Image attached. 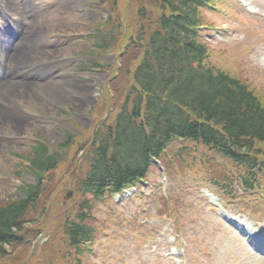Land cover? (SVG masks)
Here are the masks:
<instances>
[{"label": "rangeland", "instance_id": "rangeland-1", "mask_svg": "<svg viewBox=\"0 0 264 264\" xmlns=\"http://www.w3.org/2000/svg\"><path fill=\"white\" fill-rule=\"evenodd\" d=\"M63 1L0 0V4L4 3L7 9L12 11L11 15L15 14L16 19L30 25L24 32V34L29 33L24 51L37 50L41 55L39 60L44 58L52 60L56 59V56L63 55L70 56L72 59L76 58L75 62L70 63L71 69L68 70L70 74H74L80 67L78 65L80 63L78 53H82L84 56L91 53L90 41L84 37L95 28L103 27L105 32H109L113 26L120 27L113 34L114 39L110 40L112 41V51L109 55L114 56L111 61L114 66L117 63L122 65L117 77L120 82L116 94L123 98L131 82L130 74L126 72L127 68L133 69L138 63V55L135 57V52L131 47L123 60L120 61V54L124 51L127 43L136 37L137 31H134L133 27H139L133 15L134 9L144 4L149 12L155 14L158 11L156 4L153 0H117V4L114 6L115 10L112 11L111 2L113 0H70L67 6H62ZM44 7L45 9H43ZM200 13L203 22L201 33L205 36L206 44L209 47L208 63L240 79L250 90L259 93L264 102V0H212L211 5L202 8ZM1 25L2 21L0 20V27ZM54 34L56 36L49 37V35ZM58 34L63 36L58 39ZM145 38H147L146 35ZM4 39V36H0V56H3L1 46ZM61 41L65 42L63 51L53 47ZM92 47L94 46L92 45ZM51 50H56L58 53H52ZM106 57L110 56L107 55ZM35 58V53L34 55L33 53L29 54L30 60L28 61H35ZM21 68H17V64H15L14 71L19 72ZM110 76L111 74H109ZM103 79L106 78L99 79L96 75L68 77L65 80L66 85L71 82L74 87L70 86V89L78 87L79 93L67 97L64 102H45L46 99L41 100L39 98L36 102L29 99V102L22 106L4 98L8 102L28 109L34 115L47 116L50 114L52 116L46 119L45 123H37L38 125H32L31 119L12 116L13 119L20 122L22 127L17 129L4 124L0 127V134L28 138L30 140L28 144L12 147L13 151L26 156L28 148L38 139L47 143L53 151L63 150L64 146L61 144L66 141L65 132L70 128V130L73 129L72 132L74 133L73 138H71L73 148L78 147L77 149L80 151L77 152L76 150V152L81 154L82 149L86 148L92 139L96 123L101 121L109 123L116 115V113H108V111L110 112L108 110L110 105L106 100H102V97L100 98L101 94L99 95V93ZM59 83L60 80L50 77L44 85L51 86ZM67 88L70 90L68 86ZM112 92H114L113 89ZM61 106L72 107V110L79 114L91 113L93 119L85 124L70 121L59 125V122L68 121L66 118H62L57 111V108ZM92 121L93 124H91ZM80 143L81 145H79ZM69 148L71 151L73 150L71 147ZM259 148L263 150L261 146ZM68 156L71 157L70 154ZM17 161L5 160L0 157V202L17 193V187L14 188L15 185H11H19L20 183L10 181V177H12L10 171L16 167ZM68 167V165L63 164L61 169L52 177L53 181L48 185L38 207L34 208L29 216L35 218L37 214L40 217L31 226L33 229L42 231L43 236L39 235L30 243L28 240L24 244L29 243L26 246L16 247L13 257L5 264H65L61 261L60 255L67 250V247L63 244L60 235L69 224L68 213L73 214L76 208V204L72 202L65 206L62 204V201L68 199V192L74 191V187L68 179L69 169H66ZM74 169L75 166L72 167V170ZM76 173H79V168H76V172L73 174ZM32 179L33 176L30 173H25L21 177V180L28 182ZM151 179L153 180V178ZM187 179L190 189L188 195L183 196L184 199L182 200L183 206L186 205L187 208H181L183 215H179L178 228L186 233L189 246L184 249V253L178 255L179 262L174 259V255L169 254L170 245H166V237L158 238L154 247L150 246L142 236V229L149 227L140 223L141 218L138 214V223L134 227L125 222L122 225L116 224L108 228V235L104 236L102 233L96 243L94 242L96 246L91 252V257L87 259V263L264 264V256L249 250L240 236L223 222L218 223L215 219L217 217L216 211L206 203L202 196L203 192L206 191L205 188L209 189L207 184L203 185L196 176ZM247 194L238 205H234L235 203L228 204L227 210H231L234 213L231 215L241 223L259 230L264 237V189L263 191H248ZM134 199L139 203L136 196ZM116 209L117 207L114 210L111 209V212L113 213ZM119 211L123 210L119 208L114 215ZM132 211H135L134 206H127L121 217L129 219ZM156 211L157 208L153 207L151 212L148 209L145 214L155 215ZM39 212L42 216L38 215ZM97 212L101 214V211ZM102 215L108 216L106 208H104ZM163 223L169 227L170 233L177 231L174 230L171 221L164 220ZM99 224L102 225L100 222ZM62 227L64 229L60 232L59 229ZM49 230L52 233L48 232ZM147 233L152 232L148 231ZM52 234L55 240L53 245L49 244ZM46 239L49 240L45 242ZM158 242H163L166 246H159Z\"/></svg>", "mask_w": 264, "mask_h": 264}, {"label": "trees", "instance_id": "trees-1", "mask_svg": "<svg viewBox=\"0 0 264 264\" xmlns=\"http://www.w3.org/2000/svg\"><path fill=\"white\" fill-rule=\"evenodd\" d=\"M153 1L158 8L155 14L144 4L134 9L139 26L133 27L137 34L131 39L137 44L133 46L135 57L138 55L131 74L134 84L120 103L113 125L106 126L93 142V161L82 182L83 192L104 179L116 180V185L141 175L147 155L155 154L154 148L174 136L213 137L217 131L210 123L223 137L217 140L219 146L246 147V152L254 153V143L258 142L264 150V102L259 94L207 61L198 27L200 11L209 0ZM119 28L98 33V46L107 45ZM35 150L33 167H54L56 159L45 157V145ZM258 167L253 165V170ZM27 202L20 199L0 208V239L13 232L12 226L19 227L17 219L24 216ZM84 222L67 228L69 243L79 253L77 243L91 231ZM6 256L0 241V262ZM69 257L74 258V253L67 249L62 261Z\"/></svg>", "mask_w": 264, "mask_h": 264}, {"label": "bare ground", "instance_id": "bare-ground-1", "mask_svg": "<svg viewBox=\"0 0 264 264\" xmlns=\"http://www.w3.org/2000/svg\"><path fill=\"white\" fill-rule=\"evenodd\" d=\"M69 1L70 0H64L63 1L64 3L62 2V6H67L69 4ZM27 39H28V34L25 33V43L21 44L17 48V50L11 53V59L16 60L13 64L14 66L15 64H17V68H21L25 64L20 69V71L22 69L29 70L33 67H36L37 65H39L40 62L39 57L41 55L38 53L37 50L24 51V47L26 46ZM32 53L33 55L35 53L36 58L34 59L35 61L29 62L28 61L30 60L29 54ZM67 86L69 87V89L70 86L74 87V85L71 82H68L67 85L66 83L65 84L61 83L60 85L54 84L51 86L43 85V87L45 88L44 90L47 92L48 98H50V101L52 103H55L56 101L64 102L67 97H70L72 95H77L79 93L78 87L75 89L68 90ZM1 98L14 101L22 106L28 103L29 99L34 102H36V100L39 99L37 94H35L33 90L30 88L29 84L21 81L8 82L4 87H2L0 89V99ZM4 124L10 125L13 128H17V129L22 127L20 122L13 119L11 114H8L7 112H4L0 109V127H2V125Z\"/></svg>", "mask_w": 264, "mask_h": 264}]
</instances>
